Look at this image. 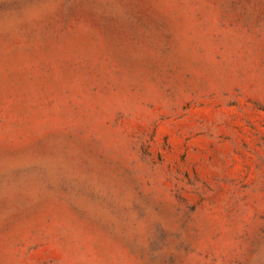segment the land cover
<instances>
[{"label":"rangeland","instance_id":"1","mask_svg":"<svg viewBox=\"0 0 264 264\" xmlns=\"http://www.w3.org/2000/svg\"><path fill=\"white\" fill-rule=\"evenodd\" d=\"M0 264H264V0H0Z\"/></svg>","mask_w":264,"mask_h":264}]
</instances>
